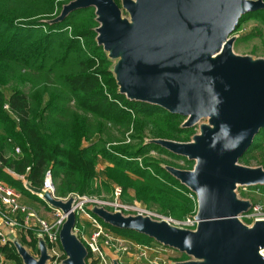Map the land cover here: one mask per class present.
<instances>
[{"label":"water","instance_id":"95a60500","mask_svg":"<svg viewBox=\"0 0 264 264\" xmlns=\"http://www.w3.org/2000/svg\"><path fill=\"white\" fill-rule=\"evenodd\" d=\"M87 7L95 8L98 44L117 60L121 93L184 115V127L208 118L190 141L150 140L195 162L192 169L166 166L196 195L195 229L100 206L92 213L189 257L172 264H264V220L248 225L239 218L252 201L237 192L240 186H264L263 166L239 162L264 128V58L237 54L232 35L244 14L264 8V0H71L52 21ZM26 185L67 215L59 233L65 264H88V248L74 232L75 198L63 201ZM38 240L36 257L14 238L23 264H47L46 240ZM113 264L121 262L114 258Z\"/></svg>","mask_w":264,"mask_h":264},{"label":"trees","instance_id":"16d2710c","mask_svg":"<svg viewBox=\"0 0 264 264\" xmlns=\"http://www.w3.org/2000/svg\"><path fill=\"white\" fill-rule=\"evenodd\" d=\"M70 1L0 0V180L40 199L7 169L41 187L51 168L59 196L111 193L119 185L123 198L133 190L135 199L165 215L184 218L196 213L195 193L166 169H192L194 161L150 140L190 141L197 127H184V115L121 93L115 61L97 41L95 8H79L64 20L52 21ZM249 18L264 21V8L244 14L236 31ZM151 151L187 165L152 156ZM255 153L264 167V128L240 161L250 164ZM99 219L137 243L155 241ZM38 242L32 235L37 251ZM83 242L89 251L87 262L94 264ZM2 254L23 264L14 244H0ZM186 259L182 253L174 260Z\"/></svg>","mask_w":264,"mask_h":264},{"label":"built area","instance_id":"2783aa9c","mask_svg":"<svg viewBox=\"0 0 264 264\" xmlns=\"http://www.w3.org/2000/svg\"><path fill=\"white\" fill-rule=\"evenodd\" d=\"M6 107L8 108V105ZM127 142H130V138H128ZM16 151L19 153L20 149L17 148ZM138 159L141 160V158ZM7 171L22 179V183L26 188L28 180L25 175L17 174L10 169H7ZM240 187L258 193H260L261 189L259 186ZM41 188L45 192H51L56 198L63 201L68 200L70 197L75 198L73 210L77 216V224L74 232L90 248L91 256L89 257V262L94 264H113L114 258L121 262L123 255H137V251L139 252L137 256L148 260L150 264H172L173 256L170 247L156 241H154L155 243L144 245L115 233L92 213L91 208L93 206L121 211L125 215L141 214L157 220H167L172 225L183 228L195 229L197 226V212L184 218H175L171 215H165L156 210L149 209L137 199L132 202H125L122 199L123 188L119 185L114 186L110 199L102 198V196L98 195H83L78 193L59 196L51 168L47 169ZM21 196L22 194L19 190L0 180V244L11 245L14 242V238H17V235H30L32 232L36 237H43L46 240L49 254L47 264H65L67 254L61 245L59 233L67 215L59 209L52 208L43 200L48 207L55 211L54 217L48 219L35 207L21 202ZM240 197L250 199L241 195ZM239 218L248 225H253L258 220H264V204L261 201H252V207L247 212L242 213ZM85 219L91 223L92 232L90 234L87 233L83 225ZM261 252L264 255V249ZM31 253L38 257V254Z\"/></svg>","mask_w":264,"mask_h":264},{"label":"rangeland","instance_id":"374dc122","mask_svg":"<svg viewBox=\"0 0 264 264\" xmlns=\"http://www.w3.org/2000/svg\"><path fill=\"white\" fill-rule=\"evenodd\" d=\"M124 16L127 17V13L124 12ZM233 36L236 37V41L234 43V51L237 53V54H241V55H250L252 56L253 58L257 59V58H264V21L259 19V18H249V19H246L244 20L239 29L232 34ZM115 63L117 60H114ZM20 89H23V90H28L29 87H26L25 85L24 86H18ZM202 123H208V118H203L201 119L200 121H198V123L195 125L197 127V132L200 131V125ZM113 133L116 135V136H120L119 133L117 132V130H114ZM106 138V137H104ZM151 151L150 155L152 156H155V157H165V158H168V159H172L170 158L169 156L167 155H159L157 154V152H153ZM259 158H260V155L255 153L254 154V157L250 158V164H246L244 160H241L239 161L241 164H244V165H249V166H260L258 164L259 162ZM173 160V159H172ZM177 163H179L180 165L182 166H186V161L185 160H182V159H177V160H173ZM195 164V162H194ZM103 165H98V169L101 168ZM100 182V180H99ZM115 186V185H114ZM114 186H113V189H114ZM259 187L263 188L264 186L262 185H259ZM255 190V189H254ZM238 194H240L241 196H245V197H248L250 198L252 201L254 202H258V201H262L261 203L264 204V193L262 192V189H260V193L256 192V191H253V190H245V189H242V187H239L238 188ZM112 193H108L106 191H102L101 193H96L95 195H98V196H102V198H106V199H110L111 196H112ZM123 201L125 202H132L135 200V194L133 192V190H130L129 191V195L128 197L126 198H122ZM32 202L35 204V208L37 210H39V212L46 218L50 219V218H53L54 217V210L51 209L50 207H48L45 203L42 202V204L40 203L38 206H37V203L36 202H39V200L35 197V198H32ZM110 209V208H109ZM149 209H152V210H156V209H153V208H149ZM111 211H114L112 209H110ZM158 211V210H156ZM160 212V211H158ZM162 213V212H161ZM127 214V213H126ZM34 233H31L30 235H17V240L19 242H21V240H25L23 243L27 249L30 251V252H34L35 254H38L39 255V252L33 247L32 245V235ZM23 242V241H22ZM152 243H155V242H152ZM151 243V244H152ZM13 245V244H12ZM11 247V245H10ZM172 249V263H173V260L180 257L182 255V252L177 250V249ZM137 255H139V252L137 251L136 252ZM137 255L133 254V255H130V254H125L122 256L121 260L124 264H150L148 262V260L144 259L143 257H138ZM175 261V260H174ZM0 264H20L16 259L14 258H7L5 255H1L0 256Z\"/></svg>","mask_w":264,"mask_h":264},{"label":"crops","instance_id":"0c3cea01","mask_svg":"<svg viewBox=\"0 0 264 264\" xmlns=\"http://www.w3.org/2000/svg\"><path fill=\"white\" fill-rule=\"evenodd\" d=\"M21 194H22V196H21V202H23V203H25V204H27V205H29L31 207H35V204L32 202V198H35V196L29 195V194H24L22 192H21ZM37 199L39 200V202H36L37 203V206L40 203L42 204V202L44 203V201L41 198L40 199L37 198ZM83 225L85 226L87 233L90 234L92 232L91 223L87 219H85L83 221Z\"/></svg>","mask_w":264,"mask_h":264}]
</instances>
